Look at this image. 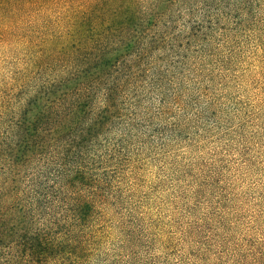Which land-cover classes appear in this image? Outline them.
<instances>
[{"label":"trees","instance_id":"16d2710c","mask_svg":"<svg viewBox=\"0 0 264 264\" xmlns=\"http://www.w3.org/2000/svg\"><path fill=\"white\" fill-rule=\"evenodd\" d=\"M0 48V264H190L157 252L259 113L264 0H0Z\"/></svg>","mask_w":264,"mask_h":264},{"label":"rangeland","instance_id":"374dc122","mask_svg":"<svg viewBox=\"0 0 264 264\" xmlns=\"http://www.w3.org/2000/svg\"><path fill=\"white\" fill-rule=\"evenodd\" d=\"M3 52L0 48V81L14 64ZM260 98L259 113L246 119L242 133L223 153L224 170L218 164L224 179H197L193 196L181 198L179 211L172 216L175 221L165 228L172 240L163 236L160 256L204 264L210 249L223 253L221 264H256L264 259V95ZM144 181L155 185L153 179ZM149 187L146 190L156 196L151 217L166 221L169 212L159 196L163 192Z\"/></svg>","mask_w":264,"mask_h":264}]
</instances>
